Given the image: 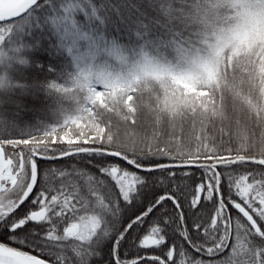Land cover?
<instances>
[{
	"label": "snow or ice",
	"instance_id": "snow-or-ice-1",
	"mask_svg": "<svg viewBox=\"0 0 264 264\" xmlns=\"http://www.w3.org/2000/svg\"><path fill=\"white\" fill-rule=\"evenodd\" d=\"M164 15L163 0H9L0 59L18 71L0 87L46 97L94 80L93 102L121 78L113 58L168 46ZM127 123L74 132L46 116L14 136L0 121V264H264V131L233 143L221 128L189 147Z\"/></svg>",
	"mask_w": 264,
	"mask_h": 264
},
{
	"label": "clouds",
	"instance_id": "clouds-1",
	"mask_svg": "<svg viewBox=\"0 0 264 264\" xmlns=\"http://www.w3.org/2000/svg\"><path fill=\"white\" fill-rule=\"evenodd\" d=\"M163 8L162 22L171 26V34H165L166 48L126 50L122 63L113 58L111 70L121 73V78L104 85L103 103L88 99L96 96V81L61 82L45 97L48 115L59 120L73 118L74 132L98 131L108 114L116 118L121 133L129 130L127 121L141 113L146 122L163 128L194 110V98L186 96L177 81L197 88L222 82L229 58L233 63L251 59L256 69H264V62L257 60L264 57V0H163ZM105 64L104 60L97 62L98 67ZM16 71L6 58L0 59V75L7 81L15 83ZM133 89L143 99L130 105L125 100ZM17 94L15 88L0 87V109L7 97ZM196 106L202 108L203 102L197 101ZM256 111L253 106L252 112ZM210 114L221 122L229 119L223 108L212 109ZM0 117H6L3 111ZM259 122L264 128V106L259 109ZM137 131L143 135L149 130L138 127ZM248 134L243 126L233 132L235 139Z\"/></svg>",
	"mask_w": 264,
	"mask_h": 264
},
{
	"label": "trees",
	"instance_id": "trees-1",
	"mask_svg": "<svg viewBox=\"0 0 264 264\" xmlns=\"http://www.w3.org/2000/svg\"><path fill=\"white\" fill-rule=\"evenodd\" d=\"M187 36L188 33L184 32ZM33 59H38L41 64H48L55 61L57 64L62 62V57L53 56L48 52H40L38 55L33 53ZM257 60L264 62V57H257ZM254 62L251 59L241 60L239 63H233L229 58L223 67V80L217 81L215 84L195 87L184 81H177L180 88L184 89L186 96H192L194 110L186 113L178 122L165 125L163 128H157L155 124L146 122L141 113L137 117V126L146 130L148 133L154 129L161 136L167 138L169 135L182 138L186 146H194L197 139L207 134H215L219 129H223L225 133L230 134L235 143L233 135L234 129L238 126H243L248 129L249 135L259 134L264 131L259 122V109L264 106V69H256L253 66ZM33 77L35 73L32 69H26L25 77L29 74ZM16 101H6L2 109L6 117H0V121H14L17 129L9 128V134L18 136L19 128H26L35 125L39 120L44 119L48 115V101L43 96H33L27 93L17 94ZM103 93L97 95V100L101 101ZM143 98L138 99L135 95V90H131L125 103L137 104ZM197 101L203 102V107L196 106ZM256 106V113L252 112V107ZM223 108L229 119L226 122H221L212 118L210 112L212 109ZM135 111V109H132ZM111 119L113 124H116V118L108 114L104 120ZM123 139V137H122ZM228 139L227 135L224 137ZM9 152L12 150L7 149ZM70 159V158H69ZM52 166L70 168V163L65 164L52 162ZM89 171H94L89 169Z\"/></svg>",
	"mask_w": 264,
	"mask_h": 264
},
{
	"label": "bare ground",
	"instance_id": "bare-ground-1",
	"mask_svg": "<svg viewBox=\"0 0 264 264\" xmlns=\"http://www.w3.org/2000/svg\"><path fill=\"white\" fill-rule=\"evenodd\" d=\"M9 0H0V6H4L5 4L8 5Z\"/></svg>",
	"mask_w": 264,
	"mask_h": 264
},
{
	"label": "water",
	"instance_id": "water-1",
	"mask_svg": "<svg viewBox=\"0 0 264 264\" xmlns=\"http://www.w3.org/2000/svg\"><path fill=\"white\" fill-rule=\"evenodd\" d=\"M5 7L4 6H0V11H2Z\"/></svg>",
	"mask_w": 264,
	"mask_h": 264
}]
</instances>
